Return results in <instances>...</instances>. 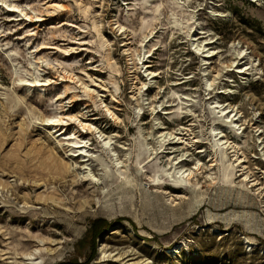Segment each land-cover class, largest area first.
<instances>
[{
    "label": "rangeland",
    "instance_id": "obj_1",
    "mask_svg": "<svg viewBox=\"0 0 264 264\" xmlns=\"http://www.w3.org/2000/svg\"><path fill=\"white\" fill-rule=\"evenodd\" d=\"M57 1L63 6L51 10ZM80 1L92 3L87 14ZM179 1L194 14L191 22L168 0H0L1 248L14 254L43 238L49 249L44 264L86 261L88 255L92 264L102 243L109 251L130 249L134 260L157 264H264V196L246 200L238 188L231 191L226 181L213 185L207 175L222 176L232 161L210 166L215 154L210 129L226 128L214 108L218 99L242 113L243 131L226 132L240 143L264 193L258 138L264 139V0ZM159 2V18L148 28L144 20L151 21ZM11 3L34 17L9 10ZM31 7L43 10V19ZM95 16L112 41L115 66L99 44ZM115 18L127 26L126 33ZM194 33L201 37L193 40ZM198 43L206 48L197 51ZM128 47L138 48L137 66ZM239 47L248 48L250 56L238 59L234 49ZM149 60L154 65L147 67ZM232 60L250 68L242 73L223 68L213 88L206 89L205 77H214ZM35 78L40 81H31ZM66 84L71 88L63 92ZM60 102L83 122H93V131L78 120L66 124L67 132L75 127L85 137L83 151L75 147L73 153L67 135L47 124ZM164 131L189 143L178 136L160 141ZM200 147L205 152H197ZM199 158L205 164L192 182L203 187L201 196L192 183L183 187L176 177L178 167H194ZM118 159L123 160L119 166ZM66 162L73 163L71 171L56 166ZM230 168L234 183L241 185L240 166ZM119 172L132 177V185ZM50 196L60 199L59 207L57 200L47 202ZM98 218L109 227L94 238ZM8 260L0 252V264Z\"/></svg>",
    "mask_w": 264,
    "mask_h": 264
},
{
    "label": "bare ground",
    "instance_id": "obj_2",
    "mask_svg": "<svg viewBox=\"0 0 264 264\" xmlns=\"http://www.w3.org/2000/svg\"><path fill=\"white\" fill-rule=\"evenodd\" d=\"M3 1L6 2V0H3ZM127 1H129V0H127ZM81 2L82 1L79 2V7H80L81 11L84 14H87L92 8V3L87 1L82 6ZM184 2L179 1V0H168V3H173L176 8H181L182 13H187L186 21L191 22V20L194 17V14H192V12L188 11L187 7L184 8V6H185ZM8 5L12 6V9H9V10L18 11L20 9L21 12H23L25 15H28L31 18L34 17L28 11H26L25 7H21L22 5H20V3H11ZM162 5H163V2L156 3L154 5V8H152L153 15H152L151 21L144 20V22H147L149 24L148 28H150V27L153 28V25H154L153 21L156 20L157 18H159V15L156 13H157V11H160ZM62 6L63 5L59 1L53 2L51 10H58ZM31 8L34 11H40V13L36 14L35 16H38L39 19H43L42 14H41V12H43V10H41L39 8H35V7H31ZM173 13H175V11H173ZM92 22H93V28L96 30V33L98 35L99 44L101 45V47L107 48V53L105 54V56L107 58L108 64L110 66H115L116 62L113 60L112 52L110 49L112 41L110 39H108L102 31V28H101L102 19H97V17L95 16L92 19ZM113 23L116 24V27H118V29L121 30L122 33H126L127 26L123 22H121L120 19L115 18ZM51 27H54V26H51ZM202 32H206V31L201 30L200 33H202ZM192 35H193L192 36L193 40H198L201 37V36L195 35V33ZM144 39H141V43H143ZM126 42L130 43L131 41L128 40ZM126 42H125V44H127ZM194 44H195V42H194ZM234 44L235 43H233V45ZM42 46L50 47V46H54V45H49V44L44 43ZM201 47L206 48V44L198 43L195 46L196 50L199 52L202 49ZM126 50H127V52L130 53V55H131L130 59L134 63V66H137V63L142 59L138 53V48L128 47V48H126ZM150 50H152V49H150ZM206 52H208V54H206L207 56L210 55L211 49L208 48L206 50ZM154 53L155 52H153L152 55H154ZM234 53L237 55L236 57L240 60L250 56L249 55L250 52L248 51V48H243V47L235 48ZM240 60H238V61L232 60L230 63L224 64V65L222 64L217 69L218 72L216 75H214V77H207L206 76L205 77L206 78V80H205L206 81V83H205L206 89H212L213 88L215 81L217 80V78H219V76L223 72V68H225V70H227V71H230L233 69L239 73L247 71V69H249L250 67L248 65H239ZM236 62H237V64H236ZM38 65L40 66V64H38ZM153 65H154V63L152 62V60H149L146 63L147 67L153 66ZM207 70L208 69H205V72H204L205 75L209 74V72H207ZM157 71L158 70H151V73L156 75ZM69 77L73 78L72 76H69ZM19 79L24 80L25 78L20 77ZM78 80L81 81L82 77H78ZM31 81H38L39 82L40 79L35 78V79H32ZM82 83H84V86L87 89L88 84L85 81H82ZM64 88L65 89L63 92L70 89L71 86L66 84L64 86ZM223 91L231 92L232 90H231V88H229L227 90H220V92H223ZM59 98H61V96ZM215 103L216 104L214 105V108L218 112L219 118L225 122L224 124H226L225 127L228 129V131H236V130L241 129L240 132H242L244 126H243V123L241 122V120L243 118H242V113H240V110L238 108H236V106L231 105L230 103L221 102L218 99L215 101ZM87 106H88V104H87ZM58 109L59 110L57 111L56 114H54L52 116H48L46 118V120L48 121L47 124H50L57 132H60L61 134L67 135L66 139H69V143L72 145L70 150H72L73 153H76L78 148H79L78 150L83 151L84 147L86 146V140H84L85 137L81 136V134H79V130L75 127L72 128L71 132H67L68 128H66V124L71 125L74 122V120H78L82 124L83 128L93 131L92 130L93 122H83L82 119H79L77 114H74L72 112H68V109L66 110L64 108V105L62 104V102L59 103ZM107 110L110 111L112 116L115 117L116 119L119 117L108 106H107ZM44 124H46V123H44ZM226 128H224L223 125H217V126H212L210 129V132L213 135V139H210V140L212 142V147H213L214 152H215L214 155L210 156V159H209V161H211L210 166L214 167V166L218 165L220 160L222 163H224V161H226V160L229 161L230 158L232 159V161L224 167V171L222 173V176L215 175V172L207 174L211 179L210 183L215 185L217 183L226 181L229 183L228 186H229L231 191L234 192L238 188V192H237L238 195L244 197V199H246V200H248L250 195H254V196L263 195L264 196L263 189H262L263 187H261V186L256 187L258 184H260V182H259V179L254 176L253 172L251 171V168H249V165L246 163L247 156L245 155L244 150H241V146H240L239 142L228 137L227 132H226ZM237 132H239V131H237ZM177 136L178 135H175L173 133V131H164V132H160V134L157 137L159 138L160 141L166 142L167 140L174 139ZM178 138L184 139V140L181 139L180 142H185L186 144L189 143V141H187V138H184L183 136H178ZM258 138H259L260 150H262L263 155H264V139L261 138V136H259ZM111 140H112V137H109L106 140V144L108 147H110L112 144ZM199 140H200L199 138H195V141H199ZM59 142H61V141H59ZM75 147H77V149H75ZM205 150L206 149L204 147H200V148H198L197 152L203 153V152H205ZM240 151H242L241 154H244L243 156H241ZM87 154H89L88 151H86V153L82 154V155L86 156ZM189 154H188V156H189ZM184 155H187V153L182 154L179 157V160L174 161L173 164L175 165L177 163H180L181 160L183 159ZM219 156H220V158H219ZM121 161H123V160L118 159L116 162V165L119 166ZM204 164L205 163L202 162L199 158L194 167L184 168V165H181L180 167L177 168V171H176L177 172L176 177H177V180L180 181L181 186L187 187V186H189L190 183H192V185L196 189L195 192L197 193L198 196H201L204 194L203 189H202L203 187L197 186L198 182L193 183L192 180L194 178H198V173L201 172V170L204 167ZM235 165L237 167L240 166V169H238V171H239L240 176H242V178L240 179L241 185L234 183V175H233V171L231 170L230 166H235ZM56 166H58L59 168L61 166V168L66 169L67 171H71L74 168V165L71 162L62 163V165H60L59 163H56ZM118 177L121 178L122 181H125L127 184L129 183L132 185V181H133L132 177L125 176V174H123L122 172H119ZM73 195L76 196L77 194L73 193ZM50 198L53 200H57L56 205L58 207L60 206V204H59V203H61L60 199H56L53 196H50L47 198V202ZM71 199H73V198H71ZM61 200H62V198H61ZM62 203H63V201H62ZM28 206H30V204H28ZM0 234H2V232H0ZM7 237H9V236H7ZM39 239H40L39 244L34 246V247H31L28 250H26V249L21 250V251L14 250V252H13L14 254H12L11 251L0 247V252L2 255H4L5 258L9 259L7 261V262H9V264H44V263H46V258L44 256V253L47 252L49 249H48V246L46 245L47 242L45 241V239H43V238H39ZM245 243L247 245H249L250 247H252V243L248 239H246ZM105 247H106V244L102 243V247L100 248L98 258L96 260H94L92 264H116V263H113L110 261H118V262H121L122 264H123V262H124V264H157L155 261H153L150 258H141V259L134 260L133 258L136 257V252H133L130 249H123V251L115 249V250L109 251ZM106 260H110V261L105 262ZM48 264H50V263H48Z\"/></svg>",
    "mask_w": 264,
    "mask_h": 264
},
{
    "label": "trees",
    "instance_id": "obj_3",
    "mask_svg": "<svg viewBox=\"0 0 264 264\" xmlns=\"http://www.w3.org/2000/svg\"><path fill=\"white\" fill-rule=\"evenodd\" d=\"M106 221L107 220L105 218H98L95 220L93 228H92V234L94 238L97 237L100 233H102L104 230H106L109 227V223ZM94 238H93V241H94ZM84 255L86 256V253H84ZM86 259H87L86 261L85 260L84 261H79V260L64 261V262H60L59 264H87L92 260V256L90 257L88 255Z\"/></svg>",
    "mask_w": 264,
    "mask_h": 264
}]
</instances>
